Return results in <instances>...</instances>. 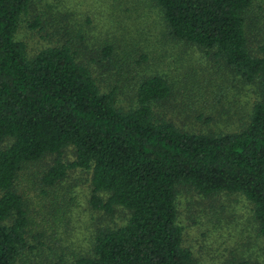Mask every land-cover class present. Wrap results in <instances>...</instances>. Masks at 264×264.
<instances>
[{"label": "trees", "instance_id": "obj_1", "mask_svg": "<svg viewBox=\"0 0 264 264\" xmlns=\"http://www.w3.org/2000/svg\"><path fill=\"white\" fill-rule=\"evenodd\" d=\"M33 1L0 0V264H20L36 249L28 238L40 234L18 180L38 164L47 190L80 170L90 176L91 209L127 213L123 225L98 230L90 255L74 264H195L178 223L181 190L204 202L244 199L264 241V41L253 48L249 40L259 0H152L170 37L221 61L255 94L248 123L232 133L157 115L174 94L162 75L146 76L122 107L68 43L27 57L15 37ZM69 148L74 158L64 162Z\"/></svg>", "mask_w": 264, "mask_h": 264}, {"label": "rangeland", "instance_id": "obj_2", "mask_svg": "<svg viewBox=\"0 0 264 264\" xmlns=\"http://www.w3.org/2000/svg\"><path fill=\"white\" fill-rule=\"evenodd\" d=\"M259 4L263 10L255 7L250 23L253 48L264 41V0ZM35 21L38 27L30 28ZM167 33L152 0H34L15 38L24 43L29 58L68 43L102 92L116 90L119 106L132 104L146 76L162 75L174 94L155 106L157 115L166 113L180 121V127L199 131L232 133L243 128L256 101L253 91L221 61ZM107 46L112 51L104 58ZM73 158V150L67 149L64 162ZM44 170L46 166L38 164L19 175V188L30 204L31 231L40 234L35 241L28 238L36 249L26 252L20 264H74L90 255L98 230L123 225L127 213L117 208L105 215L91 209L88 174L71 171L49 191L40 181ZM177 201L183 245L191 249L195 264H264V241L244 199L220 196L204 202L181 190Z\"/></svg>", "mask_w": 264, "mask_h": 264}]
</instances>
